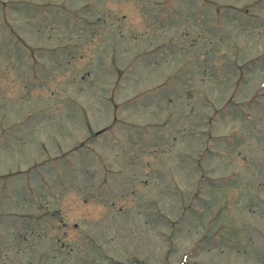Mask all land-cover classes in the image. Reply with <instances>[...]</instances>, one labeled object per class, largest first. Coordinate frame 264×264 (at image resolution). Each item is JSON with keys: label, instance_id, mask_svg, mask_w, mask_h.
<instances>
[{"label": "rangeland", "instance_id": "374dc122", "mask_svg": "<svg viewBox=\"0 0 264 264\" xmlns=\"http://www.w3.org/2000/svg\"><path fill=\"white\" fill-rule=\"evenodd\" d=\"M263 82L264 0H0V264H264Z\"/></svg>", "mask_w": 264, "mask_h": 264}]
</instances>
